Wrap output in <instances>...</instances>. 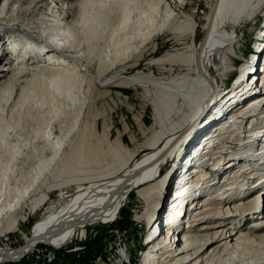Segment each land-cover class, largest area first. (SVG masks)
Here are the masks:
<instances>
[{"label":"bare ground","instance_id":"bare-ground-1","mask_svg":"<svg viewBox=\"0 0 264 264\" xmlns=\"http://www.w3.org/2000/svg\"><path fill=\"white\" fill-rule=\"evenodd\" d=\"M206 1L211 11L202 40L191 41L181 62L186 74L150 83L125 76L128 64L164 29L177 30L178 13L188 17L187 0H51L45 9L44 0H0V16L21 22L27 39H36L2 31L0 50L8 43L15 52L22 44L28 59L44 58L27 68L0 67V237L18 223L22 203L39 214L29 233H18L20 246L3 243L13 249H0V264L21 258L35 264L29 259L36 249L60 255L59 264H79L74 255L81 248H75L98 249L93 225L114 223L132 191L144 203L136 221L150 226L140 264H264V174L236 160L264 155V63L256 67L251 58L234 91L218 99L232 72L238 32L261 13L264 0ZM195 31L193 23L190 35ZM218 73L223 79L216 84ZM258 79L261 95L242 106ZM128 85L152 87L158 128L147 144L152 152L131 166L140 147L112 165L119 143L103 133L106 120L95 131L97 108L123 96L117 88ZM83 110L84 127L76 130ZM233 112L238 128L210 135ZM184 141L191 146L172 174L154 178ZM234 143L241 154L232 151ZM230 162L239 165L233 174ZM209 165L216 166L210 179ZM42 188H61V194L54 199ZM127 246L124 238L104 244L105 259L96 264H130Z\"/></svg>","mask_w":264,"mask_h":264},{"label":"rangeland","instance_id":"rangeland-1","mask_svg":"<svg viewBox=\"0 0 264 264\" xmlns=\"http://www.w3.org/2000/svg\"><path fill=\"white\" fill-rule=\"evenodd\" d=\"M44 2L46 4L42 6L41 9L47 8L51 3V0H44ZM210 11H211L210 3L207 2L206 0H187V5L185 6V13L187 14L188 17H186V15H184L183 13L177 12L178 19L175 22V26L177 25L178 27L177 30L165 31L166 29H164V31L161 34L157 35L153 40L146 43L141 49V53L137 55L138 58L137 57L134 58L128 64V68L125 71L124 75L127 77H132V76L141 77L142 80L150 83L159 82V81L169 82L172 79L184 76L186 74V69L184 68L181 62L189 53H191L189 49V44L191 43V41L193 42L194 45H196L202 40L203 32H204L203 28L207 23ZM213 14L214 13L212 12V15ZM254 18L243 24L242 26L243 29L238 32L240 34L238 35L236 34L240 41L236 44L237 52L234 57V62L231 66L232 72L229 73V78L225 79V81L227 82L226 87H224L223 93L221 94V96H219L218 99H221L225 94L234 91V89L232 88H234L237 85L236 83L239 81L237 79H239L242 69L245 68V65L249 64V60L251 58H253L254 66L256 67L260 62L264 63L263 61L264 9L261 11L259 15L254 16ZM189 21H191V23H189ZM193 23L194 25H196V31L194 36H191L190 30ZM23 28L21 22H15V23L7 22L5 18L0 16V34H2V31H7V32L9 31L8 33H5L7 36H10L12 38L20 37L23 39L24 38L27 39L26 37L27 35H25L22 32V30H24ZM236 35L233 34L232 37L233 36L236 37ZM28 39L32 41H36V39L32 37H29ZM7 45L2 47L6 48ZM23 47L24 46L20 44V46L16 48L14 54L15 53L19 54L18 56H20V54H24ZM132 51L133 50H131V52ZM0 53H1L0 67L7 68V66L2 65L6 57L5 54L7 53L2 52V50H0ZM32 57L33 58L29 60L30 63L34 60L40 61L41 59H44L41 56L39 57L37 55H33ZM20 58L21 57H19V59ZM173 58L174 61L172 60ZM158 59H166V60L159 63L157 62ZM218 60L220 59L218 58ZM200 77H202V75ZM217 79L218 81L217 80L214 81L216 84L217 82L219 83L222 82L223 78L220 76L219 73L217 74ZM259 84H260V79L256 80L254 91L251 90L248 91L250 93V96L243 100L241 104L242 106L247 105L255 97L261 95L262 87ZM149 88L147 90L144 88L137 89L132 85H128V87L125 86V88L124 87L117 88L118 90L124 93L122 94L123 96L121 97L119 96V98L114 96L112 100L106 99L107 103L103 107L98 106L99 108H97V118H96L97 130L95 129V131H97V133H100L102 129L103 121L106 120L107 126L103 128V133H105L107 129L109 142L111 144L113 142V144L119 143L121 145L120 146L119 144H117L118 147L116 146L115 153L113 154L115 157L112 155L113 157L111 156V158L109 159L112 165H119L120 163L117 162L125 163V161L128 159L129 154L132 153L137 148L142 147L139 153L137 154V156L135 157V160L131 163V166L134 165L138 160L142 159L147 154L153 151V148H149L147 144L154 137V131L156 130V128H158V126L156 125L153 117L154 106L152 103V87L149 86ZM242 91L245 92L244 89ZM87 97L88 98L86 103L88 102L90 96L88 95ZM227 97L230 98L231 94L228 95ZM239 108L236 107L235 108L236 111L239 110ZM237 112H233L230 116H227L224 119H222L221 125L216 127L210 135L212 134L216 135L217 133L223 132L221 130L222 128H224L226 131L237 129L238 128L237 121L232 119V117ZM81 114L82 115L79 116L78 124L76 125V130L83 129L82 127H84L82 118L83 115H85V110H83ZM245 122H247V119ZM193 132L192 135L194 134ZM258 137L259 136H254V139H257ZM162 139H163L162 141H164V138ZM231 141L235 142L236 139H232ZM68 144L69 142H66L65 144H63L62 148L64 147L66 148ZM162 144L163 142L160 143L159 145L162 146ZM236 144L238 143H234L232 145L236 146ZM190 146L191 143L188 144V142L184 141L178 146L177 150L174 153H172L171 156H169L171 153H168L167 158L159 166L158 172L155 174L154 178H158V179H162L165 177L168 178L172 174L176 162L179 160V158H181L183 152H185V150ZM239 147L241 146L238 144V146L232 151L238 150L239 154H241ZM240 158L243 161L242 162L243 165L247 167L253 166V169H256L258 173H261V175L264 174V155L261 156V158L258 160L257 159L251 160L250 157H244L241 155V157L238 156L236 160L240 161ZM233 163L234 162L228 163L229 165L232 164V166H229L230 169H228V171L232 172V173L230 172L231 174H233V171H235V169L239 167V165L238 166L233 165ZM242 164H240V166ZM215 167L216 166L209 165L208 168L206 169L205 174H207V176L209 177L208 179L214 176ZM85 182L86 181H84V183ZM86 183H88V181ZM60 189L61 188H54L50 190L47 188H42V191L44 190L43 191L44 193L49 194L51 198L55 199L61 194ZM31 207L32 206L30 202L28 203L24 202L21 204L19 210L21 215L19 214L18 216V223L13 229H11V231L5 233L3 236L0 237V249H13L10 247H5V248L2 247L4 246L3 243L12 244L15 247L20 246L22 240L19 237L18 233H20L21 230L24 233H29V230L33 222L39 220L38 219L39 214L37 215L34 213L32 214ZM143 208H144V203L139 201V199L136 196V193L132 191L129 194L126 204L120 210L118 219L114 223H108V224L99 223L93 225L94 228H93L92 238L94 240L96 239L98 240L99 238L100 240L99 248H98L100 250H97L98 251L97 255L101 254L100 251L102 249L104 251V244H113L117 242L118 239L124 238L125 243L128 245L127 247L129 248V252L127 254H130L129 255L131 260L129 261L130 264H140L141 256L149 244V242L147 243L148 241L147 234L149 233L150 230V226H147L143 222H138L135 219L136 210H142ZM22 216H24L25 218L19 219L22 218ZM247 227L249 228L251 226L250 225L244 226V229H247ZM110 229L114 231L113 232L114 235H111L112 238L109 236L112 233L111 232L108 233V230ZM78 231H81V229L79 228ZM89 241L90 240H87V242ZM153 244H155V241L153 242ZM35 253L36 251H33V257ZM97 255L96 254L94 255V259L98 257ZM33 257H31L29 260H32Z\"/></svg>","mask_w":264,"mask_h":264},{"label":"built area","instance_id":"built-area-1","mask_svg":"<svg viewBox=\"0 0 264 264\" xmlns=\"http://www.w3.org/2000/svg\"><path fill=\"white\" fill-rule=\"evenodd\" d=\"M109 232H112L111 229L108 230V233ZM111 235H114V234H110L109 236L111 237ZM44 248L48 249L49 247H44ZM77 248H81V249L77 251L76 255H74V260L76 262H78L79 264H96V261L99 260L101 256H102L103 261L105 259V254H104L103 249L100 251L101 254L97 255V252H98L97 250H100V249L91 250L92 248L84 245L83 243L81 246H77L75 249H77ZM64 250L66 251V249H64ZM36 251L39 252L36 254V257L32 256L33 257L32 262L35 264H59V263H63V257H61L60 255H55L54 253H51L48 250L46 253H40V252H42V250H40V249H36ZM71 252L73 253V252H75V250H72ZM95 254L98 257H96L94 259ZM45 256L47 258L42 259V257H45ZM24 261L25 260L23 258H21V260L19 262H17V264H25Z\"/></svg>","mask_w":264,"mask_h":264},{"label":"trees","instance_id":"trees-1","mask_svg":"<svg viewBox=\"0 0 264 264\" xmlns=\"http://www.w3.org/2000/svg\"><path fill=\"white\" fill-rule=\"evenodd\" d=\"M119 214H120V213H119ZM99 242H100L99 238H98V240L96 239V240H94V242H93L94 245H96V247L98 246L97 248H99Z\"/></svg>","mask_w":264,"mask_h":264}]
</instances>
